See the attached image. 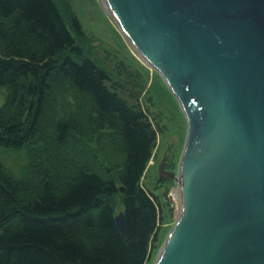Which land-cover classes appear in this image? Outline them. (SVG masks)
<instances>
[{
    "label": "trees",
    "instance_id": "obj_1",
    "mask_svg": "<svg viewBox=\"0 0 264 264\" xmlns=\"http://www.w3.org/2000/svg\"><path fill=\"white\" fill-rule=\"evenodd\" d=\"M72 31L55 0H0V264H144L156 235L140 182L156 131ZM14 149L18 171L3 159Z\"/></svg>",
    "mask_w": 264,
    "mask_h": 264
},
{
    "label": "water",
    "instance_id": "obj_2",
    "mask_svg": "<svg viewBox=\"0 0 264 264\" xmlns=\"http://www.w3.org/2000/svg\"><path fill=\"white\" fill-rule=\"evenodd\" d=\"M104 1L186 119L177 174L158 165L180 210L153 264H264V0Z\"/></svg>",
    "mask_w": 264,
    "mask_h": 264
},
{
    "label": "rangeland",
    "instance_id": "obj_3",
    "mask_svg": "<svg viewBox=\"0 0 264 264\" xmlns=\"http://www.w3.org/2000/svg\"><path fill=\"white\" fill-rule=\"evenodd\" d=\"M66 24L71 16L80 22L82 33L72 31L81 48V58L88 57L109 73L106 84L115 89L128 103L141 108L152 122L156 140L146 164L142 185L157 195L159 220L152 238L148 258L144 264H153L168 232L175 223L176 206L171 201L175 181L158 179V165L163 156L167 169L177 172L179 157L186 135V119L174 94L159 73L146 64L128 39L122 34L103 0H55ZM5 90L0 88V102ZM24 149L9 150L4 161L14 171L25 161ZM116 213L122 210L120 192L116 194Z\"/></svg>",
    "mask_w": 264,
    "mask_h": 264
},
{
    "label": "bare ground",
    "instance_id": "obj_4",
    "mask_svg": "<svg viewBox=\"0 0 264 264\" xmlns=\"http://www.w3.org/2000/svg\"><path fill=\"white\" fill-rule=\"evenodd\" d=\"M104 1V0H103ZM104 3H105V5L107 6V8H108V5H107V3L104 1ZM108 11L111 13V11H110V9L108 8ZM111 15H112V13H111ZM113 19L115 20V18H114V16H113ZM115 22H116V20H115ZM116 24H117V22H116ZM117 26L119 27V25L117 24ZM120 31L122 32V30L120 29ZM122 34L126 37V35L122 32ZM127 38V37H126ZM128 39V38H127ZM128 41L130 42V40L128 39ZM131 43V42H130ZM132 44V43H131ZM133 46V45H132ZM135 49V48H134ZM136 50V49H135ZM136 52H138L137 50H136ZM138 54H139V52H138ZM140 55V54H139ZM140 57L143 59V57L140 55ZM143 61L145 62V60L143 59ZM152 68V67H151ZM176 201H177V209H176V211H177V215H178V213H179V210H180V191H179V188H178V191H177V193H176ZM177 218V217H176Z\"/></svg>",
    "mask_w": 264,
    "mask_h": 264
}]
</instances>
